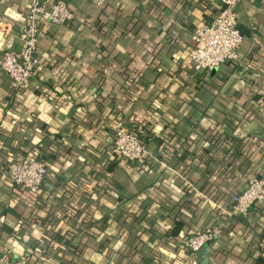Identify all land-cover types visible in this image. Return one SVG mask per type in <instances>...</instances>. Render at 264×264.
Segmentation results:
<instances>
[{
	"label": "crops",
	"instance_id": "1",
	"mask_svg": "<svg viewBox=\"0 0 264 264\" xmlns=\"http://www.w3.org/2000/svg\"><path fill=\"white\" fill-rule=\"evenodd\" d=\"M65 1L76 21L40 25L30 83L0 70V264H201L180 243L208 226L207 264H264V201L224 211L264 176V0H239V61L211 72L188 50L222 0ZM28 3L0 0L5 49L20 53ZM121 124L145 137L144 165L113 152ZM30 157L48 170L38 198L4 174Z\"/></svg>",
	"mask_w": 264,
	"mask_h": 264
},
{
	"label": "built area",
	"instance_id": "2",
	"mask_svg": "<svg viewBox=\"0 0 264 264\" xmlns=\"http://www.w3.org/2000/svg\"><path fill=\"white\" fill-rule=\"evenodd\" d=\"M239 0H222V5L210 22L196 27L191 33L192 45L188 56L195 72H211L224 63L239 61L238 49L243 34L237 24ZM76 21L74 12L65 0H29L25 24L20 32V53L5 49L0 43V70L5 72L15 89L25 88L36 72L46 64L38 53L39 27L42 23L71 24ZM113 152L122 161L144 165L150 151L144 136L123 124L113 134ZM48 170L46 164L36 158L11 161L4 168L10 182L38 198ZM264 201V176L251 178L244 189L229 194L224 209L228 216H246L256 202ZM222 234L219 226H208L185 236L181 248L193 258L204 244L213 243ZM3 264H32L28 258H10Z\"/></svg>",
	"mask_w": 264,
	"mask_h": 264
},
{
	"label": "water",
	"instance_id": "3",
	"mask_svg": "<svg viewBox=\"0 0 264 264\" xmlns=\"http://www.w3.org/2000/svg\"><path fill=\"white\" fill-rule=\"evenodd\" d=\"M209 250H210V244L206 243L198 251H196L195 255L201 264H207L208 262L207 254Z\"/></svg>",
	"mask_w": 264,
	"mask_h": 264
},
{
	"label": "trees",
	"instance_id": "4",
	"mask_svg": "<svg viewBox=\"0 0 264 264\" xmlns=\"http://www.w3.org/2000/svg\"><path fill=\"white\" fill-rule=\"evenodd\" d=\"M239 30H240L241 33H242V30H241L240 28H239ZM242 34H243V33H242ZM132 81H133V79H132V80H131V79L128 80V82L131 83V84H130V87H132V85H133V84H132ZM133 129H134V128H133ZM134 130H135V129H134ZM137 132H138V131H137ZM144 139H145V137H144ZM145 141H146V140H145ZM36 158L40 159L39 157H36ZM40 160H41V159H40ZM254 204H255V203H254ZM138 217H139V214H137L136 217L133 218V222L136 221V219H138ZM221 235H222V234H221ZM220 237H221V236H220ZM220 237H219L218 239H220ZM218 239H217V240H218ZM180 246H181V243H180Z\"/></svg>",
	"mask_w": 264,
	"mask_h": 264
}]
</instances>
